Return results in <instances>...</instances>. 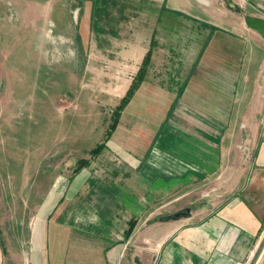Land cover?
I'll return each instance as SVG.
<instances>
[{"label":"crops","instance_id":"1","mask_svg":"<svg viewBox=\"0 0 264 264\" xmlns=\"http://www.w3.org/2000/svg\"><path fill=\"white\" fill-rule=\"evenodd\" d=\"M73 3L76 56L138 54L140 65L148 52L130 102L171 105L153 136L134 127L117 142L123 109L94 157L84 144L102 143L109 123L98 138L73 133L71 148L83 154L63 174L37 176L31 220L1 219L0 264H264V41L244 24L264 20V0H82L83 11ZM183 111L202 123L196 131L173 122ZM160 127L165 137L154 142ZM243 132L236 152L227 139ZM210 180L218 185L208 199L191 206L196 185ZM25 184L23 195L32 191ZM185 208V218L154 221Z\"/></svg>","mask_w":264,"mask_h":264},{"label":"rangeland","instance_id":"2","mask_svg":"<svg viewBox=\"0 0 264 264\" xmlns=\"http://www.w3.org/2000/svg\"><path fill=\"white\" fill-rule=\"evenodd\" d=\"M70 2L73 0H0V222L19 218L23 225L31 220L37 176L48 172L63 174L74 167L83 152L72 150L73 133L86 130L87 135L91 132L98 138L105 131L111 111L122 98L142 58L138 54L106 57L94 53L86 62L82 61L73 49L74 39L69 37L77 27V12L74 6H69ZM81 3L82 0H74L73 5L79 10ZM86 28L97 29V24H87ZM88 41L92 49L95 41L93 38ZM215 42L226 43L227 37H218ZM215 51L218 55V49ZM214 62L218 63L219 59L215 57ZM131 65L133 68L128 69ZM121 66L127 69L120 72ZM146 105L151 108L145 118ZM170 105L129 101L121 113L117 142L122 138L119 133H133L134 127H152L148 134L153 136ZM193 114L183 111L173 122L184 131H196L202 123ZM231 126L234 128L235 123ZM160 128L154 142L157 137L158 140L165 137L166 129ZM246 137L243 132L236 141L235 135H230L227 145L240 152ZM96 143L93 140L84 147L89 150ZM63 150H66L64 155H60ZM48 157L55 162L67 160L72 165L53 166ZM229 158L232 159L231 152ZM26 180L29 189L25 192L32 190L30 196L23 195ZM217 185L213 180L198 183V190L189 196V201H193L191 206L206 201L207 192ZM17 208L23 210L22 215L16 212Z\"/></svg>","mask_w":264,"mask_h":264},{"label":"trees","instance_id":"3","mask_svg":"<svg viewBox=\"0 0 264 264\" xmlns=\"http://www.w3.org/2000/svg\"><path fill=\"white\" fill-rule=\"evenodd\" d=\"M149 61H150V54L147 52L144 55L143 59L141 60L140 65L138 67V70L136 71L134 78L132 79L128 89L124 93L123 97L118 101V104L111 111L110 122H109V125L107 126V130L105 131L104 141L100 144H96L94 146V148L88 152L89 157L96 156L104 148V144L106 143V141L110 137L111 133L113 132V130H114V128L118 122L121 111L128 104V102L130 101L134 91L138 88V86L142 82L143 77L145 75V71H146L147 66L149 64ZM76 164L78 166H81V165L85 164V161L79 160V161H77ZM189 211H190L189 208H185V209L176 211L172 214L156 217L154 219V221L164 222V221H169V220H177L180 218H185L189 215ZM133 225H134V222L129 223V228L126 232V235H128V233L131 231Z\"/></svg>","mask_w":264,"mask_h":264},{"label":"water","instance_id":"4","mask_svg":"<svg viewBox=\"0 0 264 264\" xmlns=\"http://www.w3.org/2000/svg\"><path fill=\"white\" fill-rule=\"evenodd\" d=\"M227 3L234 10V7L229 2ZM244 24L246 28L257 33L264 41V20L255 17H246L244 18Z\"/></svg>","mask_w":264,"mask_h":264},{"label":"built area","instance_id":"5","mask_svg":"<svg viewBox=\"0 0 264 264\" xmlns=\"http://www.w3.org/2000/svg\"><path fill=\"white\" fill-rule=\"evenodd\" d=\"M75 13V12H74ZM73 13V17H75V14Z\"/></svg>","mask_w":264,"mask_h":264}]
</instances>
